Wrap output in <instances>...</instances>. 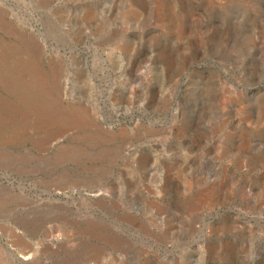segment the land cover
<instances>
[{
	"label": "rangeland",
	"instance_id": "rangeland-1",
	"mask_svg": "<svg viewBox=\"0 0 264 264\" xmlns=\"http://www.w3.org/2000/svg\"><path fill=\"white\" fill-rule=\"evenodd\" d=\"M0 264H264V0H0Z\"/></svg>",
	"mask_w": 264,
	"mask_h": 264
}]
</instances>
